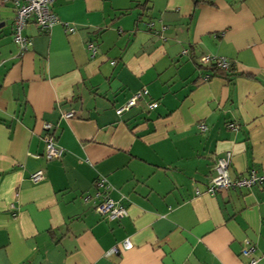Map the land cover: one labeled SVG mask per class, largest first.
<instances>
[{
  "label": "crops",
  "instance_id": "crops-1",
  "mask_svg": "<svg viewBox=\"0 0 264 264\" xmlns=\"http://www.w3.org/2000/svg\"><path fill=\"white\" fill-rule=\"evenodd\" d=\"M52 8L58 22L30 19L19 54L14 5L0 0V264H264V179L207 192L226 152L231 179L264 176V0ZM202 56L236 73L205 79ZM46 122L61 158H45ZM103 194L127 215L99 214Z\"/></svg>",
  "mask_w": 264,
  "mask_h": 264
},
{
  "label": "built area",
  "instance_id": "built-area-1",
  "mask_svg": "<svg viewBox=\"0 0 264 264\" xmlns=\"http://www.w3.org/2000/svg\"><path fill=\"white\" fill-rule=\"evenodd\" d=\"M14 5V23H13V39L19 48V54H22L28 49L31 42L23 35L22 30L27 25L30 19H34L38 24L40 30L47 31L55 23L58 22V16L52 8L54 0H11ZM94 53L95 49L92 45L88 46ZM202 64H209L210 62H216L217 66L221 69H227L230 62L224 57L218 56H202L200 58ZM209 73L204 75L205 79H208ZM148 94L147 89L143 88L130 96V98L125 102V104L119 106L115 109V112L119 115L124 110H127L137 104V102ZM158 106L157 101H152L148 104L149 109H154ZM73 112H67L63 114V117L69 118L73 116ZM53 124L46 122L43 125L45 130L44 141H45V158L55 159L61 158L63 153V148L57 144L55 135H53ZM199 128L204 131L205 126L199 125ZM231 162V152H226L224 156H216L214 158L213 170L214 173L210 178L208 183L207 192L215 193L222 188H240L249 187L257 182L264 179V176H258L254 171H250L247 177L231 179L228 174V168ZM44 178V171L38 169L30 175V180L33 183L39 182ZM98 185L109 189L110 185L105 178H101ZM95 210L101 214L104 218L108 220H117L127 215V208L118 204L113 199L103 194V197L95 205ZM131 243L129 240H124L119 246H114L111 249V253L119 252L120 248L126 249L130 248ZM252 251L251 247L243 248L242 253L244 255H249ZM257 261L255 258L250 259V264H254Z\"/></svg>",
  "mask_w": 264,
  "mask_h": 264
},
{
  "label": "trees",
  "instance_id": "trees-1",
  "mask_svg": "<svg viewBox=\"0 0 264 264\" xmlns=\"http://www.w3.org/2000/svg\"><path fill=\"white\" fill-rule=\"evenodd\" d=\"M200 67L203 66L202 64H199ZM207 68H210V76L209 78L215 77V76H224L225 78H232L234 73L233 63L230 62L229 67L227 69H221L217 66L216 62H210Z\"/></svg>",
  "mask_w": 264,
  "mask_h": 264
},
{
  "label": "water",
  "instance_id": "water-1",
  "mask_svg": "<svg viewBox=\"0 0 264 264\" xmlns=\"http://www.w3.org/2000/svg\"><path fill=\"white\" fill-rule=\"evenodd\" d=\"M2 24H0V26H1Z\"/></svg>",
  "mask_w": 264,
  "mask_h": 264
}]
</instances>
